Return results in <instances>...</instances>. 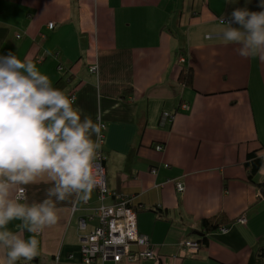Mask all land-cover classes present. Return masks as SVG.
Returning a JSON list of instances; mask_svg holds the SVG:
<instances>
[{
    "label": "crops",
    "instance_id": "crops-1",
    "mask_svg": "<svg viewBox=\"0 0 264 264\" xmlns=\"http://www.w3.org/2000/svg\"><path fill=\"white\" fill-rule=\"evenodd\" d=\"M260 2L0 0V55L32 60L84 115L95 120L99 110L105 125L100 154L113 194L100 201L93 190L87 201L59 203L57 224L37 237L38 262L80 264L76 238L98 227L99 206L124 196L138 232L162 258L155 264L173 256V264H264V199L257 185L264 168L250 180L245 167L251 152L264 155V61L241 57L239 46L220 36L227 27L222 19L236 8L262 11ZM95 63L97 75L88 71ZM188 68L190 81L183 75ZM163 112L174 121L161 123ZM49 186L46 176L27 186L29 202L42 200ZM219 216L233 220L227 233L210 234L194 254L180 249L181 240H197L192 231L203 219ZM240 216L247 224L238 223Z\"/></svg>",
    "mask_w": 264,
    "mask_h": 264
},
{
    "label": "clouds",
    "instance_id": "clouds-1",
    "mask_svg": "<svg viewBox=\"0 0 264 264\" xmlns=\"http://www.w3.org/2000/svg\"><path fill=\"white\" fill-rule=\"evenodd\" d=\"M259 6L264 9V0ZM220 36L238 45L241 57L264 61V10L234 9ZM102 119L99 110L95 120L84 115L32 60L0 55V264L32 261L37 237L58 222L57 205L87 201L102 183ZM44 176L50 181L44 198L29 202L27 186ZM13 221H19L15 230Z\"/></svg>",
    "mask_w": 264,
    "mask_h": 264
},
{
    "label": "built area",
    "instance_id": "built-area-1",
    "mask_svg": "<svg viewBox=\"0 0 264 264\" xmlns=\"http://www.w3.org/2000/svg\"><path fill=\"white\" fill-rule=\"evenodd\" d=\"M53 27V23L48 24L49 29ZM16 38H19V35H17ZM183 61V58L179 59V62L182 63ZM88 70L91 74L96 73L94 66ZM182 108L184 110L188 109L186 104H183ZM174 118V114L163 112L160 121L161 123H172ZM104 129L105 125L101 134L103 139ZM155 150L161 151L162 146H156ZM103 160L100 154L97 163L102 169V183L94 189L97 191L100 201L106 196L113 194L108 192L106 188V176L102 165ZM175 188L178 192L183 191V187L180 183H176ZM129 203L130 199L128 197L118 196L117 202L114 204L110 206L101 205L95 210V217L99 224L98 227L87 235H78L76 238L79 244L77 253L80 258V264H94L96 260H99L100 264H120L122 261L135 263L142 260L156 261L159 263V258L161 257L153 250L148 237L138 232L136 212L129 206ZM237 221L240 224H246L247 218L245 216H240ZM78 228L79 230L84 229L82 220L79 222ZM227 230V227H223L219 229V232L227 233ZM179 247L189 255L199 250V244L196 241L190 240H181ZM75 255L74 253H69L67 254V259L73 260ZM175 259L176 257L169 258L167 264L169 262L173 264ZM17 264L42 263L36 260L30 262L20 260Z\"/></svg>",
    "mask_w": 264,
    "mask_h": 264
},
{
    "label": "trees",
    "instance_id": "trees-1",
    "mask_svg": "<svg viewBox=\"0 0 264 264\" xmlns=\"http://www.w3.org/2000/svg\"><path fill=\"white\" fill-rule=\"evenodd\" d=\"M190 74L191 73H190L189 68L187 70H185V72L183 71L184 78L187 79L186 81H188V80L190 81V78H191ZM262 164L263 163L261 161V155H259V151L251 152L247 156L245 167L247 169H249V175L248 176H249L250 180H251V178H253L254 174L262 168ZM257 185H258L259 191H260L261 196H262L261 198L264 199V183H259ZM158 214H159L160 218L164 217V215L162 213L159 212ZM231 222H233V220H231V221L224 220L220 216L209 218V219H203L201 221L200 229L197 230V232L192 231V233L197 234L196 242L199 244V249L204 247L205 244H207V242L209 241V235L210 234L220 233L219 229L230 224ZM173 257H176V259H177V256H173ZM33 260H36V258H34Z\"/></svg>",
    "mask_w": 264,
    "mask_h": 264
},
{
    "label": "bare ground",
    "instance_id": "bare-ground-1",
    "mask_svg": "<svg viewBox=\"0 0 264 264\" xmlns=\"http://www.w3.org/2000/svg\"><path fill=\"white\" fill-rule=\"evenodd\" d=\"M225 22H226V24H227V22H229V19L225 20ZM235 26H239V25H238V24H233V27H235ZM209 37H210V35L205 36V38H207V39H208ZM210 38H211V37H210ZM183 62H184V61H183ZM95 68L98 69V65H97L96 63H95ZM182 105H183V104L180 105V108H181V109H183V108H182ZM183 110H184V109H183ZM261 161H262V163H263V164H262V168H264V155L261 156ZM164 167L167 168V165H164ZM257 172H258V171H257ZM257 172H256V173H257ZM256 173H255V174H256ZM255 174H254V175H255ZM175 184H176V183H175ZM182 187H183V186H182ZM260 197H262V196H261V193H260ZM261 199H262V198H261ZM247 221H248V220H247ZM140 234H141V233H140ZM141 235H144V234H141Z\"/></svg>",
    "mask_w": 264,
    "mask_h": 264
},
{
    "label": "rangeland",
    "instance_id": "rangeland-1",
    "mask_svg": "<svg viewBox=\"0 0 264 264\" xmlns=\"http://www.w3.org/2000/svg\"><path fill=\"white\" fill-rule=\"evenodd\" d=\"M180 58H182V56L180 55L179 57H178V60L180 59ZM184 59V58H183ZM95 67V64H93V65H91V66H89L88 67V69L89 68H92V67ZM89 71V70H88ZM95 75H97L98 74V69L96 70V68H95ZM90 73V72H89ZM91 74V73H90ZM175 116V115H174ZM176 191H177V189H176ZM252 214H254V212L252 213ZM259 223H260V221H259ZM260 225H261V223H260ZM259 229H260V227H259ZM187 239V238H186ZM186 239H184V240H186ZM191 241V240H190ZM263 245H264V239H263ZM57 258H58V255L56 256ZM152 264H155V262L153 261V262H151Z\"/></svg>",
    "mask_w": 264,
    "mask_h": 264
}]
</instances>
